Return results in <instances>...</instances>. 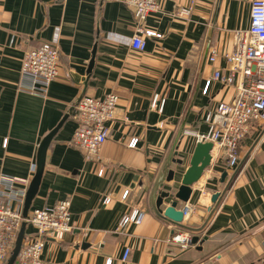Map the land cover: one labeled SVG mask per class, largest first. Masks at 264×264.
Here are the masks:
<instances>
[{
	"label": "crops",
	"instance_id": "0c3cea01",
	"mask_svg": "<svg viewBox=\"0 0 264 264\" xmlns=\"http://www.w3.org/2000/svg\"><path fill=\"white\" fill-rule=\"evenodd\" d=\"M253 1L159 0V12L143 28L162 37L143 35L141 52L132 46L134 10L123 0H0V202L23 212L22 194L35 175L40 145L68 115L47 151L30 214L69 199L73 229L61 240L46 239L44 261L264 264V142L258 125L241 142L238 166L243 163L236 176L238 166L228 168L214 150L211 167L193 186L183 228L160 218L151 205L180 132L206 134L207 114L236 98V87L219 81L206 96L203 90L215 72L228 74L224 56L235 50V32L250 29ZM183 10L190 15L181 17ZM43 43L58 47L59 74L40 96L23 88L22 67L26 53ZM213 51L219 55L215 62ZM110 93L119 103L107 124L109 137L99 158L89 161L72 145L75 107L84 97L103 99ZM156 95L165 100L162 112L152 108ZM132 140H138L136 148L129 147ZM196 145L195 137L182 140L183 173ZM225 190L209 219L213 195ZM134 209L145 212L143 223L119 229ZM175 235L205 241L183 249L171 242ZM33 236L36 230L29 225L25 240ZM126 249L131 254L124 261Z\"/></svg>",
	"mask_w": 264,
	"mask_h": 264
},
{
	"label": "built area",
	"instance_id": "2783aa9c",
	"mask_svg": "<svg viewBox=\"0 0 264 264\" xmlns=\"http://www.w3.org/2000/svg\"><path fill=\"white\" fill-rule=\"evenodd\" d=\"M124 4L134 10L137 34L133 39V49L144 51V36L161 38L162 36L143 28L144 22L153 14L159 12V0H123ZM190 10H183L180 16H189ZM235 50L224 56L228 65V74L215 72L207 80L203 94L206 96L212 84L219 81L224 85L235 86L236 98L231 103H220L213 112L206 116L209 129L206 134L185 130L183 136L195 137L197 142H211L214 150L221 152L226 166L234 169L240 162L239 147L256 124L264 131V0H254L251 5V27L247 31H237L234 35ZM219 57L213 51L210 61ZM59 49L52 43H43L26 53L22 80L27 83L23 88L35 95L45 96L51 84L59 74ZM119 103V96L110 93L103 99L93 97L82 98L75 107V122L77 129L72 145L83 152L86 160L99 158V152L109 137L107 124L114 119ZM165 100L156 95L152 108L162 112ZM264 142V135L262 136ZM138 140H132L130 148H136ZM101 171L99 175H102ZM5 180V179H3ZM9 181V180H5ZM129 192L123 195L127 200ZM26 192H23L24 199ZM72 202L63 200L53 207L34 210L29 215V225L36 230V236L24 241L16 264H49L42 258L45 241L48 238L61 240L73 229ZM192 207L187 203L183 207L184 217L189 216ZM145 219V212L134 209L125 215L119 224V229L129 225L139 226ZM25 220L22 213L14 210L9 204L0 202V262L6 264L15 248L19 231ZM171 242L186 249L191 245L192 237L175 235ZM131 254L126 249L123 260H128ZM105 264H113L107 259Z\"/></svg>",
	"mask_w": 264,
	"mask_h": 264
},
{
	"label": "water",
	"instance_id": "95a60500",
	"mask_svg": "<svg viewBox=\"0 0 264 264\" xmlns=\"http://www.w3.org/2000/svg\"><path fill=\"white\" fill-rule=\"evenodd\" d=\"M95 55L96 52L93 53V60L91 62V69L95 64ZM68 115L62 120V122L43 140L40 145L38 151L37 158V167L35 171V175L33 180L31 181L30 187L26 193L22 216L25 222L23 223L18 238L16 241L15 248L12 252V255L6 264H16L18 255L22 249L26 238V230L29 226V214L33 205V201L37 197L40 186L42 183L44 170L46 166V158L47 151L51 145V142L62 128L64 123L67 121ZM264 135V131L260 134L259 141ZM184 139L183 130L180 132L172 150L164 162L162 173L157 180L151 195V205L154 212L165 221L171 222L172 224L178 227H184V213L183 208H180V203L187 204L191 198L193 193V186L196 185L201 178L203 177L205 171L211 167L213 155L212 151L214 149V145L211 142H197L195 147L193 156L190 160V165L187 170L183 173L182 168L184 165V161L179 158L180 152L179 148L182 144V140ZM241 164L237 167L235 172V176L239 172ZM228 176V172H225L222 177V182H225V179ZM227 190V189H226ZM226 190L222 193L218 192L213 195L212 204L214 207L212 208V212L210 214L209 219L215 213L216 206L222 199ZM189 230L198 233L200 230H193L188 228ZM205 240H201L200 236L194 235L192 237L191 245L195 246L203 244Z\"/></svg>",
	"mask_w": 264,
	"mask_h": 264
}]
</instances>
